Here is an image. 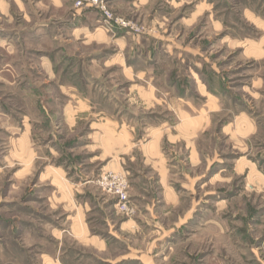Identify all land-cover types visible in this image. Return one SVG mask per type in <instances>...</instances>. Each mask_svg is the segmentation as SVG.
I'll list each match as a JSON object with an SVG mask.
<instances>
[{
	"label": "rangeland",
	"instance_id": "obj_1",
	"mask_svg": "<svg viewBox=\"0 0 264 264\" xmlns=\"http://www.w3.org/2000/svg\"><path fill=\"white\" fill-rule=\"evenodd\" d=\"M26 11L0 15V264H264V0ZM92 123H110L105 145L126 134L124 170L88 150Z\"/></svg>",
	"mask_w": 264,
	"mask_h": 264
},
{
	"label": "crops",
	"instance_id": "obj_2",
	"mask_svg": "<svg viewBox=\"0 0 264 264\" xmlns=\"http://www.w3.org/2000/svg\"><path fill=\"white\" fill-rule=\"evenodd\" d=\"M53 1L55 3H59L60 5H63L65 0H53ZM13 4L17 5V7L19 8L20 11L23 12V16L27 20L31 19V15L26 11V0H0V15L9 16ZM46 25H47L46 22L37 24L38 29H41V27L45 28ZM6 44L7 46L9 45L8 43ZM101 124L102 123H96V124L92 123V125L89 126V129H91L92 131L88 135V138L90 139L89 141L90 143L87 146L93 148L88 150L91 153L97 154L95 155V158L96 160L98 159L100 161L102 169H114V171L124 170L123 168L124 161L122 155H126V154L122 150L127 149L128 144L126 139L124 138L122 139V137L123 136L126 137V134L121 130H119L118 133H115L113 131L114 134H116L115 136L112 137L113 144L110 143L105 145L104 142H107L106 139L107 140L110 139L109 135L112 133V128L110 123L108 124V127L107 126L104 127L106 123L102 125ZM97 137H103V140L105 141H102L101 143L99 142L96 143L95 140H97L96 139ZM157 144L158 143L157 142L154 143L153 140H148L145 143H142L141 147H139V150L143 152V157L145 162H147L148 165H150L153 169H155V166H158L156 168L159 170L160 165H162V168L164 169L163 176L165 178L166 177L165 174L167 172L166 162L160 160V150ZM105 147H107L108 149L107 151L104 149ZM104 152H106V154L103 156ZM158 174H160V172H158ZM81 180L83 181L82 190L85 191L84 186L90 184L91 177L90 175H84V177H81ZM123 224L125 225L126 223ZM97 239L98 238L96 236H90V240L98 243ZM103 243L105 244L104 240Z\"/></svg>",
	"mask_w": 264,
	"mask_h": 264
},
{
	"label": "built area",
	"instance_id": "obj_3",
	"mask_svg": "<svg viewBox=\"0 0 264 264\" xmlns=\"http://www.w3.org/2000/svg\"><path fill=\"white\" fill-rule=\"evenodd\" d=\"M97 184L101 187L102 191L112 195L116 199V207L120 211L129 216L135 213V208L130 205L128 182L123 173L112 171L103 172L99 176Z\"/></svg>",
	"mask_w": 264,
	"mask_h": 264
}]
</instances>
